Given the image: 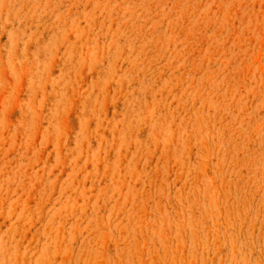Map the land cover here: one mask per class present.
Returning <instances> with one entry per match:
<instances>
[{
  "label": "rangeland",
  "instance_id": "obj_1",
  "mask_svg": "<svg viewBox=\"0 0 264 264\" xmlns=\"http://www.w3.org/2000/svg\"><path fill=\"white\" fill-rule=\"evenodd\" d=\"M0 264H264V0H0Z\"/></svg>",
  "mask_w": 264,
  "mask_h": 264
}]
</instances>
